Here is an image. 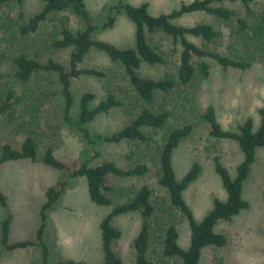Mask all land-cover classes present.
Listing matches in <instances>:
<instances>
[{
	"label": "rangeland",
	"instance_id": "rangeland-1",
	"mask_svg": "<svg viewBox=\"0 0 264 264\" xmlns=\"http://www.w3.org/2000/svg\"><path fill=\"white\" fill-rule=\"evenodd\" d=\"M134 4L143 1L150 3L153 14L170 12L183 2L191 0H123ZM119 0H87V6L94 24L99 25L109 14L115 16L111 28H99L94 37L114 43L119 47H133L135 26L130 18L114 6ZM226 6L243 9L239 2L226 0ZM43 0H24L22 5L16 1L0 6V25L3 21L24 22L39 12ZM259 9L260 2L253 4ZM23 15V17L21 16ZM66 20L73 31L84 27V20L73 10L63 11L49 19L40 27L33 38H22L16 32V25L6 29L0 26V100L6 101L7 87L16 92L18 102L10 101L15 111L12 121L0 114V140L19 146L27 130L33 129L38 143V160L19 159L0 165V184L8 196V208L0 205L1 223L11 211L14 220L11 227V240L36 238L42 223L41 208L47 200L51 186L64 188L59 199L47 210V225L43 239L49 250V260L75 261L87 264H102V239L100 224L103 218L117 204L126 202L143 184L153 190L152 201L157 206L162 227L173 222L179 230V243L184 248L190 245V226L181 211L170 202L168 191L158 181L160 173L158 149L166 134L173 128L192 124L193 131L184 138L174 151L173 163L177 178L181 179L194 162H199L202 171L194 182L184 191V197L200 222L212 210L214 199H226L227 192L215 169V157L234 175L243 159L237 142L221 139L210 134L204 113L208 106H214L223 127L235 130L248 117H252L255 127L260 125L259 109L264 106V62L257 61L246 70L224 69L213 59L211 73L203 78L198 72L188 84L177 83L169 92H156L155 99L146 103L138 99L125 74L124 67L113 62L105 53L92 50L80 67H95L104 71L103 78L81 75L72 79L74 105L72 115L80 110V99L85 92L95 94L93 105L105 99L109 91L115 92L124 106L115 107L109 113L96 116L87 127L96 133L112 134L128 124L143 107L154 111L166 110L169 117L161 129L144 128L150 137L147 142L123 141L120 143L98 142L90 145L82 134L64 119V97L58 75L41 71L24 82L14 76L13 58L22 51L46 62L49 58L69 66L71 48H55L50 44L59 37L56 30ZM182 25L199 22L212 23L223 33L221 41L206 44L209 48L225 52L228 45L229 26L203 12L190 13L174 20ZM16 23V22H15ZM152 44L165 56L166 64L151 65L143 62L139 71L145 77L161 78L166 74L177 79L181 46L172 37L155 32L150 34ZM197 44H204L199 38L190 37ZM200 61L195 58V62ZM37 108V110H35ZM51 147L59 159L73 167L88 161L95 166L108 160L115 161L121 168H131L138 163H147L148 173L142 176L109 175L107 194L113 199L111 205L95 203L88 192L85 176H71L70 169H56L41 161L46 149ZM98 152V154L96 153ZM72 170V169H71ZM244 198L250 203L232 220L220 221L215 229L227 235L225 246H207L203 249L202 261L206 264H264V147L257 152L251 173L244 183ZM122 235L113 246L124 264H134L136 251L133 240L138 234L142 215L129 212L117 215L112 220ZM151 238L149 256L156 264H179L178 260L162 257V232H154ZM0 264H43V246L34 245L25 249L9 251L0 243Z\"/></svg>",
	"mask_w": 264,
	"mask_h": 264
},
{
	"label": "trees",
	"instance_id": "trees-1",
	"mask_svg": "<svg viewBox=\"0 0 264 264\" xmlns=\"http://www.w3.org/2000/svg\"><path fill=\"white\" fill-rule=\"evenodd\" d=\"M13 1H16L18 5L24 3V0H0V6L10 4ZM225 1L191 0L183 2L170 12L153 14L150 11L148 1L134 4L119 0L118 5L114 8L119 12H124L135 26V44L133 47L125 48L94 37L99 26L104 29L113 27L115 16L109 14L99 25L94 24L87 6V0H43L44 5L41 10L30 16L27 21L20 23V21L15 20V23L11 18L12 23L11 21H3L0 26L10 29L16 25V32L21 34L22 38L31 39L50 16H56L58 13L68 10H73L81 16L85 23L84 27L73 31L67 21L63 20L60 28L55 31L59 37L50 42L57 49L71 48L68 67L54 58H49L48 61L43 62L28 52L22 51L13 58L14 76L18 80L26 82L34 74L41 71L56 73L64 97V119L81 133L85 141L92 146L102 141L108 143L147 142L150 137L144 128H163L169 117V112L166 110L154 111L149 107H143L128 124L118 131L112 134L96 133L91 131L87 125L97 115L109 113L115 107L124 106V102L117 97L115 92L109 91L105 99L97 105H93L95 94L85 92L80 99L79 112L75 116L72 115V107L75 101L72 79L81 75L99 78L105 76L104 71L98 68H82L80 64L94 49L105 53L113 62L120 63L124 67L125 74L138 99L151 103L155 99L156 92H169L177 83L188 84L198 72L203 78H208L211 73V64L207 58L213 59L224 69L246 70L257 61L264 62V0H232L242 5V11L226 6ZM256 2L261 3L259 9L253 7ZM197 12L213 15L229 26L228 45L225 52L209 48L206 45L221 41L223 37V33L212 23L199 22L194 25H182L174 21L183 15ZM21 16L23 17L22 14ZM0 18H2L1 14ZM155 32H162L172 37L175 43L181 46L177 79L170 74L158 79L145 77L139 71L143 62L151 65L166 64L165 56L150 40V34ZM190 37L199 38L204 44H197ZM195 58L200 59L198 65ZM4 94L6 101L0 100V114L7 115L12 121L15 111H13V105L10 101L18 102L19 98L16 97V92L11 87H7ZM259 114L261 119L259 127H255L254 119L248 117L237 129L230 130L223 127L214 106L207 107L204 119L209 124L210 134L217 138L237 142L242 151L243 159L233 175L221 158L215 157V169L221 178L227 197L226 199L216 197L212 210L200 222L195 219L194 212L184 197V191L192 182L197 180L202 171V166L199 162H194L185 175L178 179L173 163L175 149L193 131V126L192 124H184L171 129L158 149L160 164L158 181L168 191L171 204L181 211L189 223L191 231L189 247L184 248L179 243L180 234L175 223L170 222L162 227L158 216L159 210L152 201L153 190L150 185L143 184L126 202L115 205L112 211L101 221L102 264H124L113 246L114 242L121 237L122 232L113 224L112 220L117 215L135 211L141 213L142 223L133 240V247L136 251L134 264H156L149 256L151 238L153 235L155 236L154 232L156 231L162 232V257L178 260L179 264H206L202 261V253L205 247L220 248L225 246L228 242L227 235L217 231L216 225L222 220H232L241 211L250 207V203L244 198V183L251 173L258 150L264 147V106L259 109ZM96 153L98 154V152ZM19 159L38 160V143L33 129L27 130L25 138L19 146L7 142L3 143L0 140V165ZM41 161L56 169H70L71 176H85L89 195L99 205H111L113 203V199L107 194L106 181L109 175L142 176L150 170L147 163H138L131 168H121L113 160L95 166L86 161L77 167H73L59 159L51 147L46 149ZM63 188L64 184H61L60 188L51 186L48 189L47 200L41 208L42 223L34 240H11L10 233L14 216L9 211L1 223V245L9 251L41 245L43 246V264H87L72 260L54 263L49 260V250L43 239L48 218L47 210L59 199ZM0 205L5 208H8L9 205L8 196L1 184Z\"/></svg>",
	"mask_w": 264,
	"mask_h": 264
}]
</instances>
